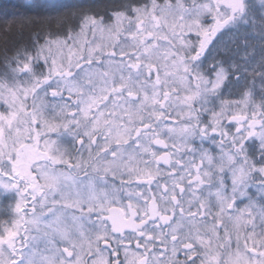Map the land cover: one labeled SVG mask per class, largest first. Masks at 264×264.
I'll return each instance as SVG.
<instances>
[{
	"label": "snow or ice",
	"instance_id": "obj_1",
	"mask_svg": "<svg viewBox=\"0 0 264 264\" xmlns=\"http://www.w3.org/2000/svg\"><path fill=\"white\" fill-rule=\"evenodd\" d=\"M15 7L0 264H264V0Z\"/></svg>",
	"mask_w": 264,
	"mask_h": 264
},
{
	"label": "trees",
	"instance_id": "obj_2",
	"mask_svg": "<svg viewBox=\"0 0 264 264\" xmlns=\"http://www.w3.org/2000/svg\"><path fill=\"white\" fill-rule=\"evenodd\" d=\"M20 0H0V22L13 19V14L21 11L15 7Z\"/></svg>",
	"mask_w": 264,
	"mask_h": 264
}]
</instances>
